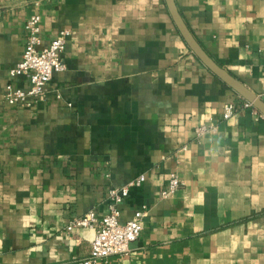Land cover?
<instances>
[{"label": "crops", "instance_id": "0c3cea01", "mask_svg": "<svg viewBox=\"0 0 264 264\" xmlns=\"http://www.w3.org/2000/svg\"><path fill=\"white\" fill-rule=\"evenodd\" d=\"M174 2L202 49L264 97V0ZM33 13L42 45L71 34L66 69L26 109L4 92L28 86L9 70ZM242 100L189 49L165 0H0V264H78L94 231H67L69 220L104 214L108 189L141 174L119 217L144 211L141 233L100 264H264V116ZM227 103L239 111L224 120ZM200 123L210 130L196 139ZM173 171L182 186L162 197Z\"/></svg>", "mask_w": 264, "mask_h": 264}, {"label": "built area", "instance_id": "2783aa9c", "mask_svg": "<svg viewBox=\"0 0 264 264\" xmlns=\"http://www.w3.org/2000/svg\"><path fill=\"white\" fill-rule=\"evenodd\" d=\"M71 31L61 28L55 37L42 45L40 38V16L33 13L25 23V43L19 61L9 70L11 78L24 77L28 86L22 88L8 83L5 86L4 100L9 106L30 109L48 98V83L53 75L66 69L62 57L65 45ZM264 68V66H263ZM56 98H61L58 92ZM243 109L262 116L258 110L245 99L241 102ZM239 108L234 103H227L223 107L222 119L227 120L235 116ZM210 127L200 123L195 128V138H201ZM183 150L186 146L182 147ZM145 180L141 174L122 186L108 189L106 197V211L98 215L93 209L82 216H75L69 220L65 229L72 231L77 228H88L94 231V238L90 244L89 254L79 260L78 264H100L110 256L125 255L130 251V245L136 241L141 233V220L144 211L135 212L132 219L121 221L120 208L123 200L128 196L132 187H138ZM182 186V181L176 171L169 174L162 197L172 195Z\"/></svg>", "mask_w": 264, "mask_h": 264}, {"label": "water", "instance_id": "95a60500", "mask_svg": "<svg viewBox=\"0 0 264 264\" xmlns=\"http://www.w3.org/2000/svg\"><path fill=\"white\" fill-rule=\"evenodd\" d=\"M167 9L172 20L177 27L182 38L186 42L189 49L199 59V61L214 75L220 78L225 84L232 88L243 99L250 102L264 116V97L258 96L256 93L248 89L242 82L234 78L227 70L217 64L201 47L186 26L180 13L177 10L174 0H165Z\"/></svg>", "mask_w": 264, "mask_h": 264}]
</instances>
